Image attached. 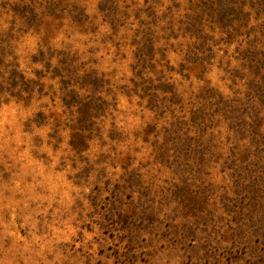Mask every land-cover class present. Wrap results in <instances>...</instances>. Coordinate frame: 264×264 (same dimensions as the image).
<instances>
[{
    "label": "rangeland",
    "instance_id": "rangeland-1",
    "mask_svg": "<svg viewBox=\"0 0 264 264\" xmlns=\"http://www.w3.org/2000/svg\"><path fill=\"white\" fill-rule=\"evenodd\" d=\"M0 264H264V0H0Z\"/></svg>",
    "mask_w": 264,
    "mask_h": 264
}]
</instances>
